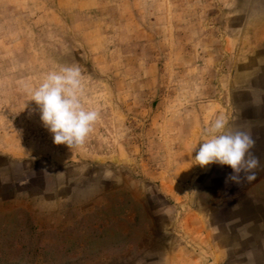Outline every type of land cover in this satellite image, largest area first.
<instances>
[{
    "label": "rangeland",
    "instance_id": "374dc122",
    "mask_svg": "<svg viewBox=\"0 0 264 264\" xmlns=\"http://www.w3.org/2000/svg\"><path fill=\"white\" fill-rule=\"evenodd\" d=\"M245 1L0 0V264H264V205L247 219L230 167L195 160L264 98ZM65 66L99 113L71 149L30 95Z\"/></svg>",
    "mask_w": 264,
    "mask_h": 264
},
{
    "label": "clouds",
    "instance_id": "9594fccd",
    "mask_svg": "<svg viewBox=\"0 0 264 264\" xmlns=\"http://www.w3.org/2000/svg\"><path fill=\"white\" fill-rule=\"evenodd\" d=\"M82 72L79 66L61 67L49 72L38 88L30 90L31 100L39 106L43 124L53 134L54 143L71 149L82 145L98 120L96 110H86L81 103ZM228 120L219 116L207 130L208 139L199 147L195 160L201 166L217 163L230 167L226 177L234 183L255 178L253 170L260 166L251 149L255 141L249 132L228 131Z\"/></svg>",
    "mask_w": 264,
    "mask_h": 264
},
{
    "label": "crops",
    "instance_id": "0c3cea01",
    "mask_svg": "<svg viewBox=\"0 0 264 264\" xmlns=\"http://www.w3.org/2000/svg\"><path fill=\"white\" fill-rule=\"evenodd\" d=\"M250 2L251 1L246 0L242 6H247ZM254 50V55L262 56L264 58V47H256ZM256 85L260 86V83H256ZM252 104H256V108L258 109L255 115V119H247L245 123V128H241L240 130L249 132L252 136V139L255 141L254 147L251 149V152L259 158L260 166L253 170L255 178L252 180L244 179L243 177L245 174L242 173V179L240 183L244 186L243 189L246 188L247 190H249L247 191L245 198H243L244 201H248L249 205L246 210L249 209L251 213L249 215L251 217L247 219L255 218L254 221H259L257 216L261 215V213L258 212V210L261 208V206L264 205V201L261 200L264 199V98L257 97L252 102ZM252 188L255 191L250 194V192L253 191ZM241 194L244 195L243 193ZM252 196L256 201L255 206L250 203L253 199ZM251 209H253V212L251 211ZM194 214L195 213H193V215ZM198 214H200V212ZM193 222L199 226V230L203 229L204 222L200 217H197L195 220H193Z\"/></svg>",
    "mask_w": 264,
    "mask_h": 264
}]
</instances>
